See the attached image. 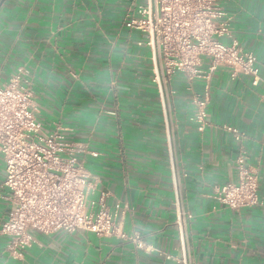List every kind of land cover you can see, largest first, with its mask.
Masks as SVG:
<instances>
[{
	"label": "crops",
	"instance_id": "obj_1",
	"mask_svg": "<svg viewBox=\"0 0 264 264\" xmlns=\"http://www.w3.org/2000/svg\"><path fill=\"white\" fill-rule=\"evenodd\" d=\"M141 1L4 0L0 74L6 79L25 67L43 128L87 147L80 158L95 182L89 199L108 192L121 229L138 233L152 249L60 230L35 233L14 258L0 234V264H181L164 254L181 255L178 211L192 262L264 264V0H219L230 18V39L255 55L258 78L214 70L202 132L190 118L185 79L174 75L160 92L153 77L162 73L149 47L138 44L144 35L125 26L127 11ZM203 83L195 81L194 90ZM241 148L258 177L260 202L234 210L217 195L235 180ZM3 178L0 156V225L9 209Z\"/></svg>",
	"mask_w": 264,
	"mask_h": 264
},
{
	"label": "built area",
	"instance_id": "obj_2",
	"mask_svg": "<svg viewBox=\"0 0 264 264\" xmlns=\"http://www.w3.org/2000/svg\"><path fill=\"white\" fill-rule=\"evenodd\" d=\"M229 19L219 0H142L125 17L127 28L144 35L138 44L149 47L153 64L162 73L153 77L159 91L176 74L185 79L191 92L190 118L200 132L208 125L209 82L214 70L221 67L230 69L231 75L253 74L254 83L258 78L255 55L230 39ZM26 73L20 65L6 79L0 74L2 185L9 202L0 234L7 238L9 256L21 258L35 233H72L79 229L130 240L136 249L151 250L138 233L126 234L121 229L118 204L110 206L105 200L108 192H100L97 202L89 199L95 182L80 158L87 147L43 128L32 81ZM198 79L203 80V86L194 90L193 83ZM225 128L236 140L243 139L236 128ZM235 168V180L221 185L218 201L234 210L257 205L258 177L247 165L242 148L235 157ZM183 218V212L178 211L181 255L164 254L181 264H196L188 255Z\"/></svg>",
	"mask_w": 264,
	"mask_h": 264
},
{
	"label": "water",
	"instance_id": "obj_3",
	"mask_svg": "<svg viewBox=\"0 0 264 264\" xmlns=\"http://www.w3.org/2000/svg\"><path fill=\"white\" fill-rule=\"evenodd\" d=\"M3 1H4V0H0V6H1V4H2Z\"/></svg>",
	"mask_w": 264,
	"mask_h": 264
}]
</instances>
